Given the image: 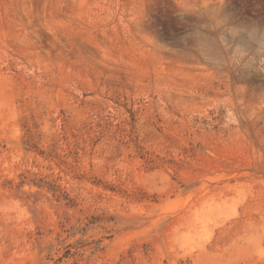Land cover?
I'll list each match as a JSON object with an SVG mask.
<instances>
[{
	"label": "rangeland",
	"instance_id": "obj_1",
	"mask_svg": "<svg viewBox=\"0 0 264 264\" xmlns=\"http://www.w3.org/2000/svg\"><path fill=\"white\" fill-rule=\"evenodd\" d=\"M0 264H264V0H0Z\"/></svg>",
	"mask_w": 264,
	"mask_h": 264
}]
</instances>
